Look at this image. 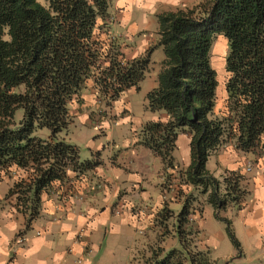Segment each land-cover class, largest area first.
<instances>
[{
    "label": "trees",
    "instance_id": "1",
    "mask_svg": "<svg viewBox=\"0 0 264 264\" xmlns=\"http://www.w3.org/2000/svg\"><path fill=\"white\" fill-rule=\"evenodd\" d=\"M111 17L110 0H0V171L26 173L5 196L24 217V229L40 215L43 193H63L68 170L81 177L99 164L80 161L78 148L64 137L74 117L70 104H82L88 86L108 105L138 88L156 46L164 59L146 108L167 118L145 123L141 144L161 158L168 180L177 135L188 133L190 163L178 171L182 183L207 195L215 215L229 202L240 208L250 195L244 174L224 170L230 176L219 180L206 161L229 145L254 158L264 155V0H200L162 11L157 44L131 59L109 33ZM217 34L228 43L220 107L210 65ZM18 109L23 114L16 120ZM42 128L49 131L45 138L36 134ZM175 197L183 203L179 213L164 202L156 221L144 229L155 236L147 232L138 242L130 264H216L193 221L202 204L196 208V197L192 206L180 193ZM167 217L174 218L170 230ZM175 236L179 247H167Z\"/></svg>",
    "mask_w": 264,
    "mask_h": 264
},
{
    "label": "crops",
    "instance_id": "2",
    "mask_svg": "<svg viewBox=\"0 0 264 264\" xmlns=\"http://www.w3.org/2000/svg\"><path fill=\"white\" fill-rule=\"evenodd\" d=\"M199 1L117 0L118 7L122 6L119 9L124 8V10L123 14L119 16L116 11L112 10L110 5L112 22L109 26V33L120 44L126 58L139 57L150 46H155L158 42V24L155 30L149 29L153 23V18L157 23L158 13L179 7H191ZM139 35H142L143 39L139 40L140 47L136 50L132 42ZM158 47L156 46L152 50L148 66V72H155L157 70V75L161 63L157 65V62L153 61L152 58L155 50L158 51ZM225 82L226 80L221 84L222 87L218 94L216 93L217 107H220L226 97ZM156 86L157 76L155 85L149 91ZM139 89L140 85L138 88L131 87L122 92L114 101L117 114L112 115L108 119L101 118L99 122H94L89 118L90 116L86 113L85 109V112L72 115L80 118L85 126L94 123L102 130H106L107 128L112 129V123H117V120L120 121L123 116L124 120L133 119L128 107L127 95L129 94L128 92ZM150 112L151 116L148 121H156L158 119L166 120L167 118L163 112ZM143 125L140 124V131ZM69 128L66 133L69 131ZM175 143L176 147L172 151L173 164L175 168L180 166L181 170L190 163V135L185 132L179 133ZM121 145L125 146L126 142H122ZM179 150L180 153L178 154L177 151ZM97 154L100 153L97 152ZM210 157L214 158L215 166H213L214 168L212 170H208L218 179L224 170H239L242 174L253 171L256 175L254 177V184H259L260 182V185L253 189L251 201L248 200L250 201L248 205L243 204L240 208L235 207L244 216L246 226L256 225L259 227V232L256 236L264 233V173L260 171L261 158H254L251 153L242 152L233 148L231 145ZM111 159H113V156ZM97 166L91 171L84 173L81 177H76L74 171L68 170L67 177L69 181L66 186L61 187L63 193L60 191L61 193L59 194L57 192L56 194L49 193L48 195L43 193L41 195V213L30 223L27 230L24 229V217L15 212L9 203L10 199H6L5 197L15 179L10 175L4 180H0V264H100L96 255H98L99 251L107 243V239H109L111 245L114 242L115 249L118 246L115 239L117 242L121 241L123 244L121 248L119 247L120 258L117 259L119 260L117 264H130L134 253V250L130 249L133 234L138 229L141 231L152 224V216L162 208L164 202L168 201L169 207L172 202L182 203L181 200L176 199L175 195L177 193L175 191L173 193V190L165 191L162 188L163 173L161 171L158 172L157 177L159 183L156 186L159 187L160 194L156 198H152L144 187L148 183V179L151 178V173L142 170V165L138 168L135 167L134 171H132L133 169L127 168L123 170L117 169L116 171L124 172L119 177L114 175L109 177L98 176ZM109 166L115 171L114 167L119 166V163L110 160ZM139 171L143 175L131 181L127 175L128 172L133 174L135 172L140 173ZM127 178L129 182L125 184V191L122 193V182L127 181ZM139 180L143 182L141 183ZM147 186L152 188L151 183L147 184ZM185 186L188 189L191 187L190 185ZM126 190L131 194V198L128 200L122 197L126 193ZM98 195L101 196V200L103 199L104 206H110L111 213L120 216L118 222L124 225L126 229L123 235H119L112 229L113 225H110L111 223L106 224V220L100 217L101 210H99V204L96 200ZM136 195L140 196V198L136 197ZM205 204L208 203L202 202V210ZM201 212L193 216L195 224H197L196 222L200 218ZM34 226L37 230L31 232ZM19 239H22V241L18 242ZM200 239L203 246L209 249L203 235H201Z\"/></svg>",
    "mask_w": 264,
    "mask_h": 264
},
{
    "label": "rangeland",
    "instance_id": "3",
    "mask_svg": "<svg viewBox=\"0 0 264 264\" xmlns=\"http://www.w3.org/2000/svg\"><path fill=\"white\" fill-rule=\"evenodd\" d=\"M126 4V3H125ZM110 5L113 11H116L117 14L122 15L124 8L121 10L122 6L117 5V0H110ZM138 8V7H137ZM119 9V10H118ZM139 13V10H138ZM118 18V16H117ZM120 18V17H119ZM150 26L149 29L155 30L157 26L156 20ZM143 39L142 35H139L135 38V41L132 42L134 48L138 50L140 47L139 40ZM137 41V42H136ZM140 52V51H139ZM228 54V43L226 38L222 34H217L213 40L210 47V65L214 69L217 80V89L216 93L218 94L222 83L226 80V58ZM163 58L162 47H158V51L155 50L153 54V61L157 62V65H160ZM157 71V70H156ZM148 72L145 75V78L140 82V89L136 91L128 92V107L133 116L132 120H117V123H112V129L107 128L106 130L100 129L99 126H96L94 123L91 125H84V122L81 121L77 116L74 117L73 123L70 125L69 131L64 135L66 141L76 145L78 148L79 160L80 161H95L99 160L100 164L96 167L98 176H121L123 175L121 171H116L117 169L123 170L138 168L142 165V170L149 171L151 173V178L148 179V183L144 186L146 191L150 193L152 198H156L160 194V189L158 186V172H165V167L159 156H156L152 153L150 149L143 146L139 140L141 137L140 124L143 125L150 119L151 112L146 109V93L155 85V80L157 72ZM225 88V87H224ZM88 86L87 89L83 91L82 99L83 103L78 104L77 102H72L70 104V111L72 114H78L85 112L92 116L95 122H99L100 119H108L112 115L117 114L116 107L114 106L115 100L111 101V104L108 105L106 98L98 94ZM144 108V109H143ZM85 109V110H84ZM104 111V116L99 118L98 112ZM22 110L18 109L15 113V119L18 120L22 117ZM120 118V117H118ZM136 126V127H133ZM36 134L42 138H45L49 131L46 128L39 129L36 131ZM115 142V143H114ZM122 142H126L125 146H122ZM99 152L100 154H97ZM180 153V150L177 151ZM213 155V154H212ZM113 156V159H111ZM211 156V155H210ZM209 156V157H210ZM208 157L206 168L212 170L215 166V161L213 157ZM114 160L119 163V166H115V171L112 170L109 166V161ZM180 166L169 168L166 170L168 173V180L163 179V183H166L165 188H162L165 191H174L180 193L182 197H187L190 200V206H192V199H198L194 202V206L199 208L202 202H205L207 195L201 193L200 191H194L192 187L188 189L183 184L181 178H179L178 171H180ZM260 168L262 173H264V155L261 156V165ZM183 169V168H182ZM163 170V171H162ZM259 171V170H257ZM115 172V173H114ZM140 173H131L128 172L129 179L134 180L136 177H139ZM255 172V171H254ZM117 173V175H116ZM13 176V178L19 179L20 176L26 177V173L22 170H12L9 173L5 171H0V180L6 179L8 176ZM163 175V174H162ZM264 175V174H263ZM224 176H230L227 172H222L219 180H222ZM246 181L243 184H246L250 195L247 196L243 204H247L251 201L253 189L260 185L254 184V177L256 176L253 171L245 173ZM218 179V178H217ZM129 182H122V193L125 191V184ZM139 182H143L139 180ZM152 184V188H149L147 184ZM264 184V183H263ZM143 187V188H144ZM223 189V188H222ZM141 193V192H139ZM174 195V194H173ZM125 200L131 198V194L128 190L122 196ZM140 198V196L136 195ZM137 199V198H136ZM136 199H134L136 201ZM97 202L99 210H101L100 217L104 218L107 223H111L113 228L119 235H123L126 232L125 226L118 222L120 216L117 214L111 213L110 206H104V201L101 200V196H97ZM250 200V201H248ZM253 204V202H251ZM181 202H172L170 208L174 211L175 214H178L182 208ZM158 213V212H157ZM156 213L152 216V221H156ZM244 216L238 212L235 205L231 202L227 203L225 208L220 209L217 212V215L214 214V209L209 204H205L201 212L200 218L197 220V225L200 230V234L203 235L206 245L209 247L211 257L215 260L216 264H262L264 262V233L256 234L259 232V227L256 225L246 226L244 221ZM174 218H166V227L168 230L172 227ZM39 224V223H37ZM36 224V225H37ZM146 229V228H145ZM37 229H31V232H35ZM154 230H145L142 229L135 234H133V241L130 245L131 250L136 249L138 242L142 241L141 239L148 234L155 236ZM169 232V231H168ZM232 237H231V235ZM171 236V233L168 234ZM110 238V236H109ZM115 239V238H114ZM113 242V240L111 239ZM118 244L117 249L110 244L109 239L107 243L99 251L98 257L100 264H117L120 252V248L123 245L121 241H116ZM178 237H172L166 242L167 247H179ZM120 247V248H119Z\"/></svg>",
    "mask_w": 264,
    "mask_h": 264
},
{
    "label": "built area",
    "instance_id": "4",
    "mask_svg": "<svg viewBox=\"0 0 264 264\" xmlns=\"http://www.w3.org/2000/svg\"><path fill=\"white\" fill-rule=\"evenodd\" d=\"M22 241V239H19L18 242Z\"/></svg>",
    "mask_w": 264,
    "mask_h": 264
}]
</instances>
